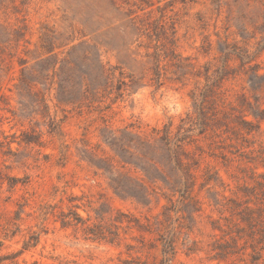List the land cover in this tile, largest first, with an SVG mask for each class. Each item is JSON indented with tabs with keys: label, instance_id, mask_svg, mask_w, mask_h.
Returning a JSON list of instances; mask_svg holds the SVG:
<instances>
[{
	"label": "rangeland",
	"instance_id": "374dc122",
	"mask_svg": "<svg viewBox=\"0 0 264 264\" xmlns=\"http://www.w3.org/2000/svg\"><path fill=\"white\" fill-rule=\"evenodd\" d=\"M0 264H264V0H0Z\"/></svg>",
	"mask_w": 264,
	"mask_h": 264
}]
</instances>
